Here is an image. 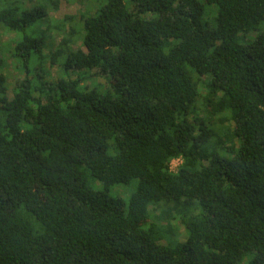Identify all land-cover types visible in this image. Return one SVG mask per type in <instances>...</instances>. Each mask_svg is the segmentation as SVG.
Masks as SVG:
<instances>
[{
  "label": "trees",
  "instance_id": "trees-1",
  "mask_svg": "<svg viewBox=\"0 0 264 264\" xmlns=\"http://www.w3.org/2000/svg\"><path fill=\"white\" fill-rule=\"evenodd\" d=\"M130 1L74 51L44 6L0 0L26 73L10 100L0 48V264H264V0H206L214 27L198 0Z\"/></svg>",
  "mask_w": 264,
  "mask_h": 264
},
{
  "label": "rangeland",
  "instance_id": "rangeland-1",
  "mask_svg": "<svg viewBox=\"0 0 264 264\" xmlns=\"http://www.w3.org/2000/svg\"><path fill=\"white\" fill-rule=\"evenodd\" d=\"M16 1H20V3L24 4V6L29 9H33L40 5L44 6L48 13L46 22H50L49 25H51L52 27L51 31L47 35L46 42L48 44V47H50L51 45L58 46L66 35L74 32V44L72 45V49L74 51L86 50L83 45V37L85 35L83 29V17L94 15L97 10L106 3V0H5V4ZM126 1L130 3L132 9L137 10V7L135 6L136 4L134 2H131L130 0ZM198 1L205 4L206 13L205 17L203 18V24L208 25L209 27H214L215 18L218 14L217 7L207 5L206 0ZM37 26L34 29H30L29 34L34 35ZM45 27L43 26V29H45ZM39 30L40 28H38V34ZM0 34V48L3 51V58L5 59V66L2 73L8 78V96L11 100L13 98V90L15 86L18 82H21L26 78V73L21 68L19 61L12 58L9 52L11 50V47L13 48L14 40H16L15 34L4 32L1 27ZM48 52L49 50L47 48L45 50V53L49 54ZM46 69L51 73V76L47 77V81H49L50 83H55L61 78H68L67 76L63 75L64 73L61 67V61L55 66H52L49 62ZM90 74L92 78L86 82V85H88L90 89L97 88L98 90L103 92L108 88L109 77L107 75L101 74L99 70H94ZM77 76L78 75L73 72L70 73L71 78H77ZM30 79L33 78L30 77ZM179 164H181V161L179 162ZM93 187L95 189H99V183H93ZM136 188L137 181L134 180L129 186H116L112 189L111 194L113 196H116L118 195V193H120L121 198L128 202L129 198L135 192ZM173 225L180 232V238L182 239V241H184L187 238V233L185 228L181 224V221L177 219L173 222Z\"/></svg>",
  "mask_w": 264,
  "mask_h": 264
},
{
  "label": "built area",
  "instance_id": "built-area-1",
  "mask_svg": "<svg viewBox=\"0 0 264 264\" xmlns=\"http://www.w3.org/2000/svg\"><path fill=\"white\" fill-rule=\"evenodd\" d=\"M180 161H181V164H182V160L181 159L174 160L171 163V171L172 172H176L177 171L178 167L181 165V164H179Z\"/></svg>",
  "mask_w": 264,
  "mask_h": 264
}]
</instances>
